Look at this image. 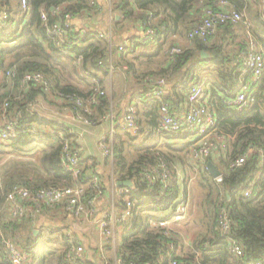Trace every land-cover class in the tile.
Instances as JSON below:
<instances>
[{
	"label": "trees",
	"instance_id": "obj_1",
	"mask_svg": "<svg viewBox=\"0 0 264 264\" xmlns=\"http://www.w3.org/2000/svg\"><path fill=\"white\" fill-rule=\"evenodd\" d=\"M97 1L28 0V5L24 8L21 0H0V14L3 11L8 14L5 19L0 15V75L3 77L0 88L4 89L0 93V131L5 121H16L20 131L11 143L0 139V153L15 154L30 162H38L34 171L31 168L32 163L20 162V169L9 173L4 182L2 181L0 264H14L2 245L3 237L13 238L26 251L32 252V264H97L95 258L88 259L86 256L87 261L83 262L79 258L69 256L72 244L66 242L67 237L61 230L53 234L64 235L62 246L56 247L50 242L42 241L41 236L34 235L33 219L11 220L4 203L9 191L17 185L26 186L36 193L41 188L73 186L80 183L85 185V200H89L94 193L87 183L92 175L98 174L95 165L87 164L86 160L82 159L76 173L62 166L63 140L68 139L72 146H76V136L70 133L67 125L30 107L35 100L62 107L63 104L76 106L77 99H85L93 108L88 116L97 122L105 121L113 108L111 96L95 95L96 84L93 83L92 77L84 76L86 88H81L68 79L77 55L83 57L81 70H89L92 76H98L103 89L105 78L118 63L127 66L124 72L128 80L131 77L138 82L146 81L144 91L138 94L145 103L148 98H152L148 114L153 115L150 129L155 130L151 131L141 125L138 104L137 120L142 126V132L149 130L148 133L152 132L153 135L157 134L159 127L161 103L167 102L173 110L183 111L188 104L191 83L205 81L201 72L206 71V66H213L212 71L217 73L220 82H211L207 86V91H210L209 106L217 117L219 128L236 135L221 154L220 163L216 162L213 156L208 158V161L217 163L222 169L223 181L218 183L209 171L202 172L196 179L204 191L200 207L204 210L202 225L205 228L191 243H185L182 240L183 229V235L179 233L172 237L166 228L151 226L153 220L171 208L174 200L185 188V184L182 185L175 172L177 165L182 163V158L161 148L146 149L139 146L138 155L129 160L125 155L123 134H118L120 143L114 144L115 172L121 180L134 181L135 185L130 189V193L135 198L143 199L142 203L137 205L136 212L126 221L122 244L117 250V257L122 261L120 264H174V261H177V264L264 262V167L260 169L258 164L260 151L253 153L239 168H230V163L248 148L264 150V75L260 81L259 92L254 91L253 102L247 107L240 108L227 102L241 89L238 79L251 76L250 71L244 69L242 56L248 52L249 35L260 44L264 53V4H252L250 0H229L234 8L243 14L240 22L221 24L219 29L223 32L220 39L205 41L194 38L190 40L191 44L182 46L176 40L186 35L188 29L202 17L204 9L212 7L219 10L220 0H111L112 27L117 34L119 31L125 33L129 24L142 27L144 31L148 27L155 30L153 38L140 34L119 41L133 42L132 49L125 51L120 50L117 45L119 43H115L114 38L110 41L102 31L77 27L71 21V27L65 26L67 14L87 16L88 13L89 17L94 11H99L100 4ZM43 14L47 16L46 23ZM114 14H119L120 19H115ZM54 24L66 27L65 32L72 41L71 44L56 46L55 39L48 30ZM11 27L14 28L13 31ZM174 46L182 47V51L172 53ZM63 49L68 52L65 53ZM202 50L210 53V57L203 58ZM115 53L119 58L116 64L112 58ZM14 65H17V74L12 78V86H9L6 73ZM73 70L77 69L73 67ZM179 71H182V74L172 92L166 95L164 93L162 98L147 95L156 87L159 79H166ZM28 72L42 73L49 81L50 90L42 84H23L22 78ZM148 77L151 78L147 79ZM54 95L58 98L53 99ZM59 98L63 103L58 101ZM6 101L9 106L3 109ZM179 106L181 110L178 109ZM77 107L80 110L83 108ZM155 115L158 116L159 122L154 125ZM31 128L35 130L32 131ZM171 134L160 135L163 139L158 145L163 141L167 142V139L182 136V132ZM163 144L166 149L175 151L187 148L176 149L170 143ZM35 151L39 152V158L34 156ZM162 162L171 177L167 187L162 182L149 183L145 179V170ZM23 165L30 167L25 168ZM163 189L164 196L158 199ZM247 191H250V194L247 195ZM193 199L194 194L191 198L192 205ZM49 209L52 208H46L43 212ZM53 209L63 210L60 207ZM223 210L227 211L230 219L228 233L223 232L220 224ZM233 241L241 245V255L232 250Z\"/></svg>",
	"mask_w": 264,
	"mask_h": 264
},
{
	"label": "built area",
	"instance_id": "obj_2",
	"mask_svg": "<svg viewBox=\"0 0 264 264\" xmlns=\"http://www.w3.org/2000/svg\"><path fill=\"white\" fill-rule=\"evenodd\" d=\"M264 1V0H263ZM24 8L28 5V0H21ZM220 6L219 10H215L212 7H207L204 9L202 17L191 26L186 37L189 40L194 38H201L205 41L216 39L219 33V26L226 22L238 23L242 20L243 14L234 8L229 0H220L218 2ZM109 8L111 9V0L109 3ZM1 18H6L8 16L6 11H3ZM43 20L47 22L46 14H43ZM71 14H67L66 27H71L72 19ZM64 26L60 24H54L49 27L48 30L51 36L55 39L56 46L62 47V44H71L72 41L68 39V35L65 32ZM14 28L11 27V31ZM105 34V33H104ZM106 35V34H105ZM146 37L153 38L155 35V30L152 27L146 28L143 32ZM111 41L112 37L107 36ZM249 38L248 52L243 60L244 69L250 71L251 76L244 81L241 85V89L238 91L236 96L229 99L227 102L232 105H236L240 108L247 107L253 100L254 87L258 82L261 81L264 75V53L260 44L253 39L251 35ZM119 45L120 50L128 51L132 49L133 42L131 40H126ZM65 53L68 50H64ZM182 51V47L174 46L172 48V53H178ZM83 57L77 55L75 61L73 62V67L79 70L75 71L77 78L83 80L84 76L92 77L93 83L96 84L95 95L105 94L104 89L101 87V81L98 76L91 75L88 70L84 72L81 70V64ZM17 74V65L10 68L7 73V83L12 86V78ZM23 84L35 83L42 84L47 90L49 89L48 79L40 72H28L22 78ZM166 83L165 78L158 80L156 87L147 93L148 96H154L162 98L164 95V84ZM70 97V96H69ZM57 96H53V99H57ZM71 98V97H70ZM58 101L63 103L62 99L59 98ZM210 93L207 91V85L205 81L193 82L188 92V104L184 107L183 111H175L167 102H162L159 109L160 123L157 128V134L165 135L166 133H180L182 132L187 139L188 151L187 158L185 160V170L181 167V171L178 172V178L185 188L181 190L177 199L174 200L171 208L167 211H163L160 216L153 220L152 227H163L173 235L179 234L183 235L181 227L190 220L192 211L191 198L193 193V185L197 177L205 171H209L208 168V158L213 156L217 162L220 163L221 154L225 152L228 147V142L236 138L235 134L227 133L222 131L217 124V117L215 113L211 110L209 106ZM253 102V101H252ZM9 102L6 101L3 105V109H7ZM83 107L81 110L77 107ZM32 110H37L43 113L46 105L44 102L34 101L30 104ZM63 113L58 112H47V116L52 117V119H57L60 123L68 126L70 133L76 136L78 140L84 139L89 127L101 125V122H97L90 118L88 114L92 113L93 108L91 103H87L84 99H77L76 106L63 104ZM84 109V110H83ZM137 105L136 103L130 102L125 113L124 119L119 126L117 124L111 125L109 130V135L102 133L97 139V147L101 151L102 156L111 159L113 162L114 153V143L113 137L118 127L128 131L134 136H137L141 132V126L137 120ZM45 112V111H44ZM114 120V112L111 111L105 120ZM78 129V130H76ZM30 130L34 131L35 128ZM20 131L17 126L16 121H5V125L0 131V139L6 143H11V141L18 137ZM172 135V134H171ZM64 138V137H63ZM186 142V143H187ZM185 151V150H181ZM260 151L259 167L260 169L264 167V150H256L254 147L248 148L243 154H241L237 159L230 163L231 169H237L251 157L253 153ZM81 151L80 147L76 143V146H72L68 139L63 140V152H62V166L67 170L76 173L81 165ZM221 171V174L214 177L218 183L223 181L222 169L217 164ZM170 175L162 162L158 166L151 167L145 170V179L149 183L162 182L165 187L170 183ZM113 185H117L120 181L118 176L113 175L111 177ZM90 182L87 185L91 186L94 193L89 198L85 200V185L80 183L73 186H63V187H51V188H41L38 192H33L26 186L17 185L14 186L6 196L5 209L11 220H22L24 218L35 219L40 214L43 213L44 209L53 208H63V210L77 220L83 221L87 220L90 223H97L101 233L105 237L106 243L101 247L104 251L109 245L115 257L116 264H120L122 261L117 257V250L122 244V240L119 237V232L116 231V224L118 222L122 223L123 230H126V221L130 216H132L137 209V205L142 203L141 198H135L131 195L130 189L132 187H122L121 191L118 193L119 197L117 200L120 201L123 209L120 215L116 214L117 202L113 198L111 207L108 211L102 213V217L96 219L97 217V207L100 204L102 198L105 196V179L101 173L94 174L91 176ZM134 183V182H133ZM134 187V185H133ZM164 189L161 191L158 199L164 196ZM246 194H250L247 191ZM220 224L223 232L228 233L230 231V219L228 217L227 211L223 210ZM66 242L72 244L69 256L73 258H79L83 262L87 261L85 248L74 235H67ZM2 245L8 254V257L14 264H32L34 262V255L32 252L26 251L21 245L17 244L15 240L11 237H3ZM173 246V244H170ZM232 250L238 254H242V247L237 242L233 241ZM199 253L197 254V256ZM150 264V263H146ZM177 264V261H174ZM189 264V263H184ZM258 264H264V262H258Z\"/></svg>",
	"mask_w": 264,
	"mask_h": 264
},
{
	"label": "crops",
	"instance_id": "obj_3",
	"mask_svg": "<svg viewBox=\"0 0 264 264\" xmlns=\"http://www.w3.org/2000/svg\"><path fill=\"white\" fill-rule=\"evenodd\" d=\"M250 1L252 2V4H256L257 2L264 4L263 0H250ZM97 2L100 4V9H98L99 11H94L89 17H88V15H89L88 13H86L87 16H85V14H82L81 16H75L74 15L71 19V22L73 23V25H76L77 27L83 26L85 28H92V29H95L96 31H102L103 33L106 34V36L109 35L112 37V39L114 38L115 43H119V41H121L122 39H127L129 37L134 36V35H140V34L142 35L143 34L144 30L142 27L134 26V24H129V26L127 27V31H125V33H123L122 31H119L118 33H120L121 35H118L117 32L112 28V21H111L112 10L109 8L110 0H98ZM114 16H115V19H120L119 14H114ZM222 32L223 31H221L219 29V33L217 36L218 39H220V37L222 36ZM176 41H177V43L179 42L182 46L191 44L190 43L191 41L189 39H187L186 35L181 36ZM246 54L247 53H244L242 56L245 57ZM112 58H113V61H115L114 64H116L118 59H119L117 53H115V55ZM207 58H209V57H207ZM212 67L213 66H206V71L201 72V74H204L203 79L205 80L207 86H209L211 82L212 83L220 82L219 76L217 75L216 72L212 71V69H213ZM126 68H127L126 65L122 66V65H119V63H118L115 66V68L112 67L111 74L107 78H105V83L111 79H112V83L114 81H116L115 87L117 85V88L120 90L119 91V95H120L119 99H122V98L124 99L119 104L115 98L111 97V100H112V102H111L112 106L111 107L114 108V109H112V112L115 111V113H116V117H114V120L109 119L107 121L106 125L101 124L98 126L89 127L84 139L78 140V138L76 139L74 137L75 143H77L78 146L80 147L81 158L86 160L87 164L89 163V164L95 165L97 167L99 164H101V162L103 160L108 161V160L103 159L102 155L99 157V152H98L99 148L97 147V139L102 133L109 135L108 132L106 133V131H108L109 128L111 127V125H113L114 123L117 124L118 126H119V124L122 123V121L124 119V113H125L128 105L130 104V102L134 101L136 104H138V108L140 109L139 121H140L141 125L145 128L147 127V129H149L151 131L155 130V128L150 129V120H151V118H153V115L148 114L149 106L152 104V101H151L152 98H148L151 102H149V100H148L145 103L144 99H142L140 97V95L138 94L141 91L142 92L144 91V86H145L146 81L138 82L137 79L135 80V79H132L131 77L128 80L126 78V75L124 72V71H126L125 70ZM72 70H73V67L71 68V74H72L73 78L76 79L79 83H82L84 85V86L81 85L82 86L81 88H86L85 82L81 79H78L76 72L74 70L72 72ZM181 74H182V71H179V72H177V73H175L169 77H166V83L164 84L165 95L173 91L174 85L179 80ZM1 76L2 75H0V82L2 81V78H3ZM114 76H115V78H114ZM149 78H151V77H148L147 79H149ZM247 79L248 78L244 77V76L241 77L240 79H238V80H240V83H241L240 85H242L244 83V81H246ZM105 83H104V85H105ZM128 84H130V88L128 87ZM76 85L79 86V84H76ZM260 87H261V82H258L257 85H255V87H254V91L259 92ZM3 91H4V89L0 88V93H2ZM126 91H129V93L124 95L123 93ZM180 108H181V106L178 107V109H180ZM42 112L45 113L44 111H42ZM49 117L50 116H48V118ZM50 118L52 119V117H50ZM156 122H157V124L159 122L157 115H155V117H154L153 124L155 125ZM142 126H141L140 134L137 135L136 137H131L130 139H132L133 141L131 142L129 140L130 143L128 145L135 146L137 149L139 146H142V148H146V149H148V148H150V149L161 148L163 150V148H162L164 145L163 143H170L171 146L175 147L176 149H181L183 147H186L188 144L185 135L182 133V136H180V135L175 136V138H172L171 140L167 139V142L163 141L162 144L158 145L159 142L162 141L163 138H160L159 134L153 135L152 132H151L152 134L148 133L149 130L146 131L145 133L142 132ZM76 130H78V129H76ZM119 133H122V134L124 133V134L128 135L127 132H125L120 127H118L117 131L114 135L115 136V140H113L114 144L120 143V141L118 140L119 139V137H118ZM130 136H132V135H130ZM157 138H158V140H157ZM123 144H124V146L127 145L126 142H124ZM7 149H9V147ZM1 150H2V146H0V152H1ZM4 155H6V154L0 153V158ZM11 155H13L15 158H18V156L15 154H11ZM94 155L97 157V159H94V157H93ZM114 161H115V159L113 160V162L110 161V165L111 164L113 165ZM19 164H20V162L17 161L15 163H12L13 167H10L12 165L5 166L2 169V173L5 174L4 179L7 178L6 175H8L9 173L14 172L15 170H19L20 169V167H18V166H20ZM215 164L217 165V163H215ZM97 171H98V173H101V175L104 178L103 171H100L99 168H97ZM113 175L118 176V174L114 171L112 173V175L108 177V179L104 178L105 179V196L102 198L100 204L97 207L96 212L98 214H97L96 219L101 218L102 213L105 211L106 212L108 211V209L111 207L113 198H115L116 202H117L116 214L120 215L121 211L123 209L120 201L117 200V197H119L118 193L121 191L122 187H124V186H121L120 183H118L116 186L113 185L112 180H111V177ZM120 181H124V180L120 179ZM134 185H135V183H134ZM2 186H3V182H2V179L0 178V187H2ZM51 208L52 209H49L46 212H43L38 217L33 219L32 230H33L35 236L36 235H38L39 237L41 236L42 241H47V242L52 243L56 247H58V246L60 247L64 243V235H65V237H67V235H69V234L74 235L76 237V239L79 241V243L84 246L86 256L88 257V259L95 258V261L97 264H116L115 257H114V254L112 252L111 247L107 246V248L104 251L101 249V247L106 243V241H105L106 239L103 236V234L101 233L99 226L96 225L97 223L96 224L90 223L87 220H85V218H83L84 219L83 221H81V220L79 221V220H77V218L73 217L71 214L65 212L64 210L53 209V207H51ZM14 221H16V220H14ZM201 227H202V230L205 228L202 224H201ZM60 230L64 233V235L63 234L57 235L58 233L53 234V232H58ZM116 231L119 232L118 235L122 240L123 234L126 231V230H123L122 223L118 222L116 224ZM25 233H26V230H25ZM190 239L193 240L192 238H190Z\"/></svg>",
	"mask_w": 264,
	"mask_h": 264
},
{
	"label": "rangeland",
	"instance_id": "obj_4",
	"mask_svg": "<svg viewBox=\"0 0 264 264\" xmlns=\"http://www.w3.org/2000/svg\"><path fill=\"white\" fill-rule=\"evenodd\" d=\"M112 21V19H111ZM113 28V27H112ZM118 35H121L120 33H118ZM115 78V76H114ZM68 79L71 83H75V84H79L80 87L84 86L82 83H79L76 79L73 78L72 74L70 73V76L68 75ZM67 81V80H66ZM115 84H116V81H114L112 83V79L109 80L108 82L105 83L104 85V92H105V95H109L113 98L116 99V101H118V103L120 104L124 99H119V89L117 88V85L115 87ZM82 85V86H81ZM128 87L130 88V84H128ZM129 91H126L124 92L123 94H128ZM46 105V108L44 109L45 113H43L42 115H45L47 116L46 114H48L47 112H58L59 114L60 113H63L62 111V107L59 106V105H55V104H51V103H48L46 102L45 103ZM114 109V108H112ZM110 116H111V112H110ZM114 117H116V113L114 111ZM109 120V119H108ZM108 120H105L103 122H101L102 125H106L107 121ZM107 133V131H106ZM109 133V132H108ZM131 136L128 134H124L123 133V136H122V139H124V141L126 142V146H125V155L127 157V159L129 160H133L135 158V156L138 155V153L140 152V149H137L135 146H132V145H128L129 144V140H130ZM113 139L115 140V137H113ZM163 150L165 152H168V153H171L172 155H176L177 157H181L182 158V163L181 164H178L177 167H181V168H184L185 170V160L187 158V155H188V151H175V150H172V149H166L165 147H162ZM99 152V157L102 155L101 151H98ZM38 151H35L34 152V156H36V158H39V155H38ZM94 159H97V157L94 155L93 156ZM103 159L105 160H108V161H102L101 164H99L97 167H96V170L97 168L100 169V171H103V174H104V178L105 179H108L109 176L112 175V173L115 171V166L114 164L110 165V161L111 159L109 158H105L104 156H102ZM31 159H34V158H31ZM115 159V157H114ZM2 161V162H1ZM5 161V162H4ZM21 162V163H32L31 164V168L32 170L34 171V169L37 168L38 166V162H30L28 159H24L22 157H18V158H15L13 155L11 154H6L4 156H2L0 158V178L2 179V181L4 182V175L2 173V169L7 166V165H12V163H15V162ZM35 161V160H34ZM38 161V159H37ZM13 166V165H12ZM10 166V167H12ZM23 167H30V166H24ZM181 168H177V170H175L176 172V176L178 175V172L181 171ZM198 180L194 183L192 189H193V193H194V199H193V212H192V215H191V218L188 222H186L182 227L181 229H183V233H184V236L182 237V240L185 242V243H188L189 241L192 242L193 240H191L190 238H195L196 236H198V233L202 230V227H201V224L203 223V219L202 217H204V210L200 207V205L202 204V201H203V198H204V191L201 189V187H199L198 185ZM109 247V245H108Z\"/></svg>",
	"mask_w": 264,
	"mask_h": 264
},
{
	"label": "water",
	"instance_id": "obj_5",
	"mask_svg": "<svg viewBox=\"0 0 264 264\" xmlns=\"http://www.w3.org/2000/svg\"><path fill=\"white\" fill-rule=\"evenodd\" d=\"M201 55L203 58H207L210 57V53L202 50L201 51ZM208 168H209V172L214 176L217 177L221 174L220 169L218 168V166L213 162V161H209L208 162ZM121 186H126V187H133L134 183L132 180H125V181H120L119 182Z\"/></svg>",
	"mask_w": 264,
	"mask_h": 264
}]
</instances>
